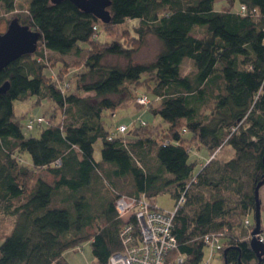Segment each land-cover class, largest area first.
<instances>
[{
	"label": "trees",
	"instance_id": "obj_1",
	"mask_svg": "<svg viewBox=\"0 0 264 264\" xmlns=\"http://www.w3.org/2000/svg\"><path fill=\"white\" fill-rule=\"evenodd\" d=\"M216 1L110 0L111 19L103 23L68 0H29L25 14L14 16L40 37L34 53L0 70V86L8 82L0 92V216L10 220L0 236V264H69L64 251L84 241L94 263L106 264L124 249L116 199L143 196L159 208L154 198L166 191L174 205L181 195L184 202L173 216L177 248L164 264H198L203 235L218 232L224 264H264L244 221L264 177V0H220L218 10ZM15 7V0H0V12ZM10 20L0 17V33ZM126 20L136 21L137 44L96 39L99 24L108 31ZM147 35L159 41V51L150 62L134 63ZM62 55L82 56L71 90L57 64ZM108 56L126 62L108 63ZM186 61L190 73L182 71ZM144 75L153 80L150 93L157 101L146 110L159 120L120 122L127 131L110 137L115 130L106 128L105 112L130 99L129 86L142 84ZM31 96L59 110L37 125L38 136H26L14 114L13 102ZM148 126L159 141L133 133ZM97 140L101 160L93 157ZM198 142L215 156L193 174L197 158L189 160V147ZM225 145L234 151L227 159L217 156ZM129 221L137 243V224L132 216ZM178 254L185 255L181 263L175 262Z\"/></svg>",
	"mask_w": 264,
	"mask_h": 264
},
{
	"label": "rangeland",
	"instance_id": "obj_2",
	"mask_svg": "<svg viewBox=\"0 0 264 264\" xmlns=\"http://www.w3.org/2000/svg\"><path fill=\"white\" fill-rule=\"evenodd\" d=\"M28 2L29 0H15V4H16L15 9L11 12H0V17H3L4 19H12L14 16H16L17 13L24 15L26 12L27 6H28ZM222 4H224V1L217 0L214 4V8L216 10L221 9ZM236 7L237 6L235 4L233 8L235 9ZM135 25H136V21L126 20L124 24L110 27L108 31L107 30L103 31L101 29L103 26L99 24V30H98L99 32L96 33L95 37L97 40L99 39L101 42H104L105 39L118 37L122 39V41L124 42L129 43L133 41L134 43L137 44L135 39L132 38L134 35L133 28ZM159 48H160L159 41L154 36L147 35L144 42L141 45H139L137 52L133 55L132 61L134 63L150 62L154 59L155 55L159 51ZM56 60H58L57 64L59 65V68L65 73L64 74L65 77L69 79V83H70L69 90H71L74 87L76 73L83 68L82 67V56L74 57L73 55H64V56L62 55V56L57 57ZM63 60L65 61V64L62 63ZM106 62L112 63V64L123 65L126 61L122 58H117L115 56H108L106 58ZM182 71L184 73H190L192 71V64L189 61L184 62L182 64ZM153 83L154 82L150 78V75H144L142 84L140 82V83H137L136 86L134 84H132V86H129L132 92L130 99H126L114 111L105 112L103 118H104V123L106 125V128L114 131L115 130L114 127L118 125L120 122L126 123L128 125H130L131 123H138L135 121V119L136 117H140V116H142L143 119L147 121L149 124L158 121L159 118L157 116H153L152 113L149 112L153 107H156L157 105V101H155L154 96L150 93V87L153 86ZM67 85L69 84L67 83ZM133 92L134 93L136 92L137 96L142 95V94H147L149 98L151 99V104L149 102L150 105L149 104L146 106L140 105L135 100V98L137 97L136 95H135L136 97L133 100V96H134ZM86 94H91V93H84V95ZM148 106H149V111L146 110ZM13 108H14L15 118L19 121L20 125L22 126L23 133L26 136H29V135L38 136L41 131V128L39 126H34L32 129H27L25 127V124L29 119L34 118L37 115H42L48 120L49 111H51V114L53 115H56L59 112L56 106L54 107L53 104L49 103L48 100L43 99L39 103H36L35 96H31L26 100H15L13 102ZM54 109L55 111H53ZM58 117L59 116L57 115L55 119H58ZM55 119L54 121H56ZM163 124L165 125V123ZM156 127H154V132H155V129H157ZM152 130H153L152 127L148 126L147 128H144V129L134 130L133 133L135 134L147 133L149 135H155L157 141H159L160 137L156 135L155 133H153ZM197 144H199V142L194 143L191 145L192 147H189L193 153L194 152L196 153V154L191 153L189 155V160L192 161L194 158H197V163H196L197 165H194L193 170H192L193 174H195L198 171V164L200 162H204V161H201L200 157L197 154V151L195 150V147ZM100 149H101V141L97 140L96 143L94 144V151H93V157L96 160H101ZM203 153L207 154L205 150H203ZM214 154L215 153L209 154L210 156L206 161H208L213 156H215ZM220 155H222V156H219L221 158L226 157V156H223L224 154H220ZM29 157L30 156L27 153H23V159L25 160V163L27 164L29 163V159H30ZM44 175L47 176L46 178H49V175H47L46 173ZM122 183L127 184L128 182H126V180H123ZM105 186H106L105 184H102V185L99 184V187L101 188L103 193L104 192L107 193ZM125 190H127V188H125ZM259 199L261 203L260 204V227H261L260 229H263L264 228V184L261 185V187L259 188ZM154 201L156 205L162 210L171 211V210H174L175 208L174 199L172 198V196L170 195L168 191L157 195L154 198ZM178 208L179 207H176L175 211ZM123 218H126V215H124ZM248 219L251 222L249 225V234H248L249 241H250V238H251L250 233L255 225L254 224V211H251L248 214ZM9 225H10V220L0 216V236H1L2 230H5V229L7 230V228H9ZM223 243H225L224 240L222 241V246H223ZM262 244L264 245V243ZM203 252L204 253H203L202 260L198 264H224V260L222 257L223 252H221V249L215 251L214 254L212 255V258H209V246H205ZM63 256L69 264H93L94 263V258L91 254L89 241H84L77 247L69 248L65 250L63 253Z\"/></svg>",
	"mask_w": 264,
	"mask_h": 264
},
{
	"label": "built area",
	"instance_id": "obj_3",
	"mask_svg": "<svg viewBox=\"0 0 264 264\" xmlns=\"http://www.w3.org/2000/svg\"><path fill=\"white\" fill-rule=\"evenodd\" d=\"M245 10V6H241ZM67 86V82L63 84ZM140 105H148L150 98L147 94L139 95L135 98ZM138 125H145V120L141 117L136 119ZM47 122V119L42 115L29 119L25 126L27 129H32L34 126ZM128 129L126 124L120 123L115 127V132L110 137L117 133H125ZM184 202V196L181 195L175 208ZM118 216L123 220L124 224L119 232L124 249L120 252H114L110 255L106 264H164L166 255L177 248L176 239L172 233L174 210L167 211L148 203V201L140 196L139 198L128 197L121 195L115 201ZM126 215V218L123 216ZM130 216L133 222L138 227V242L133 241V223L129 221ZM245 224L250 225V222L245 219ZM260 233L255 234L257 239L264 243V228L260 229ZM223 233H206L203 235V240L206 246H209V258L215 251L222 247ZM185 255L178 254L175 258L176 263L184 261ZM97 264V263H93Z\"/></svg>",
	"mask_w": 264,
	"mask_h": 264
},
{
	"label": "water",
	"instance_id": "obj_4",
	"mask_svg": "<svg viewBox=\"0 0 264 264\" xmlns=\"http://www.w3.org/2000/svg\"><path fill=\"white\" fill-rule=\"evenodd\" d=\"M62 0H50L52 3H58ZM78 9L85 13H90L103 23L111 19L110 0H68ZM40 32L31 28L27 24H21L17 17H13L6 29L0 33V70L9 62L19 56L35 52L39 42ZM8 87L6 81L0 86V92H4ZM264 184V177L259 181L254 189L255 208H254V227L251 230L250 245L255 252L257 259L260 261L264 256V245L256 239L255 234L260 230V199L259 188ZM225 250L223 251V253Z\"/></svg>",
	"mask_w": 264,
	"mask_h": 264
},
{
	"label": "crops",
	"instance_id": "obj_5",
	"mask_svg": "<svg viewBox=\"0 0 264 264\" xmlns=\"http://www.w3.org/2000/svg\"><path fill=\"white\" fill-rule=\"evenodd\" d=\"M195 150L197 151L198 156L200 157L201 161H206L209 158V152L207 150V148L201 144H197L195 147ZM203 150H205L207 152V154L203 153ZM234 151L231 148V146L229 145H225L223 146L218 152H217V156H222L220 154H224L223 157L224 159L230 158L233 155ZM194 154H196L194 152ZM196 156V155H194Z\"/></svg>",
	"mask_w": 264,
	"mask_h": 264
},
{
	"label": "bare ground",
	"instance_id": "obj_6",
	"mask_svg": "<svg viewBox=\"0 0 264 264\" xmlns=\"http://www.w3.org/2000/svg\"><path fill=\"white\" fill-rule=\"evenodd\" d=\"M261 204V203H260ZM261 231L259 230V232L258 233H260Z\"/></svg>",
	"mask_w": 264,
	"mask_h": 264
}]
</instances>
